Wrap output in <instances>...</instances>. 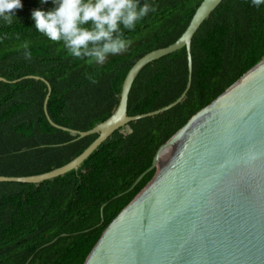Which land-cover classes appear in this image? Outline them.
<instances>
[{"label": "trees", "instance_id": "1", "mask_svg": "<svg viewBox=\"0 0 264 264\" xmlns=\"http://www.w3.org/2000/svg\"><path fill=\"white\" fill-rule=\"evenodd\" d=\"M203 1L140 0L156 11L134 31L125 30L132 41L125 53L98 65L71 57L62 42L36 30L32 13L54 10L53 0H21L11 25L0 20V78L8 81L0 82V176L50 172L98 137L76 139L53 127L44 112L47 86L24 77L51 85L47 111L53 122L91 130L115 112L136 62L173 44ZM25 42L30 60L24 58ZM192 58V86L183 103L131 122L130 134L116 131L78 170L40 184L0 182V264H87L108 228L153 180L155 169L125 193L152 166L159 148L264 60V5L223 0L194 35ZM188 79L185 48L148 64L129 94L128 115L175 102Z\"/></svg>", "mask_w": 264, "mask_h": 264}, {"label": "water", "instance_id": "2", "mask_svg": "<svg viewBox=\"0 0 264 264\" xmlns=\"http://www.w3.org/2000/svg\"><path fill=\"white\" fill-rule=\"evenodd\" d=\"M222 1L204 0L173 44L138 60L124 80L115 112L91 130L53 122L47 111L51 85L39 76L24 77L47 86L44 112L53 127L76 139L98 137L62 167L33 176H0V182L40 184L78 170L116 131L130 134L131 122L183 103L192 86L193 37ZM183 48L189 79L182 95L156 111L129 116V94L140 72ZM163 150L170 153L160 159ZM154 169L151 183L108 228L87 264H264V60L161 146L152 166L125 193Z\"/></svg>", "mask_w": 264, "mask_h": 264}, {"label": "clouds", "instance_id": "3", "mask_svg": "<svg viewBox=\"0 0 264 264\" xmlns=\"http://www.w3.org/2000/svg\"><path fill=\"white\" fill-rule=\"evenodd\" d=\"M47 3L48 0H41ZM54 10H35L32 19L36 30L54 43L63 44L68 54L88 64L104 65L109 56L125 53L132 41L125 38V30L134 31L137 24L155 6L140 0H53ZM255 7L264 5V0H251ZM21 0H0V20L13 23L14 10L22 8ZM24 58L30 60L28 43ZM89 79H91L89 77ZM95 83V81H92Z\"/></svg>", "mask_w": 264, "mask_h": 264}, {"label": "bare ground", "instance_id": "4", "mask_svg": "<svg viewBox=\"0 0 264 264\" xmlns=\"http://www.w3.org/2000/svg\"><path fill=\"white\" fill-rule=\"evenodd\" d=\"M169 153H170L169 150H163V151L161 152L160 159L163 158L164 156L168 155Z\"/></svg>", "mask_w": 264, "mask_h": 264}]
</instances>
